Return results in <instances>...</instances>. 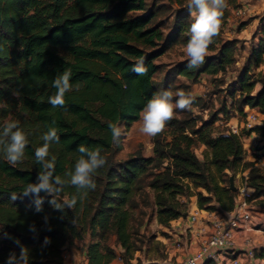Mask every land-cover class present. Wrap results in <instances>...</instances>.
I'll return each instance as SVG.
<instances>
[{
	"label": "trees",
	"instance_id": "1",
	"mask_svg": "<svg viewBox=\"0 0 264 264\" xmlns=\"http://www.w3.org/2000/svg\"><path fill=\"white\" fill-rule=\"evenodd\" d=\"M146 1L0 0V134L7 122L18 120L29 140L25 159L16 166L0 150V264H6L10 253L19 256L21 246L28 250L29 264H63L64 247L86 238L87 264H111L117 258L132 264L141 251L138 231L132 227L138 207L135 197L146 188L153 193L161 227L184 217L191 197H196L200 211L229 215L236 205L229 179L238 173H246L252 199L264 207V168L246 160L239 135L226 130L214 134L217 115L228 119L224 105L207 120L182 111L166 125L168 141L154 138L149 157L137 151L124 160L113 159L117 141L109 123L130 126L139 120L148 100L158 94L153 82L155 61L169 46L186 45L191 35L194 18L189 14L194 8L185 6L187 14L177 11L166 37L158 20L161 6L148 7ZM154 1L183 7L186 0ZM236 2L227 0L220 34L209 48L211 55L198 68H188V59L175 65L174 76L195 83L203 75H223L235 64L239 40H225L222 33ZM141 59L148 69L143 76L132 70ZM263 64L264 37L251 45L235 79L233 94L239 97L232 107L263 116L261 124L245 135L253 133L264 140V72L252 73ZM65 69L72 72L73 87L65 95V107L53 108L48 103L56 93L52 81ZM199 107H204L202 99L194 97L191 108ZM53 121L60 136L49 150V159L56 157L54 175L70 179L65 173L74 170L80 145L99 146L107 163L93 177L95 190H89L82 202L74 186H65L58 199L76 195L74 208L54 209L49 203L52 197L41 192L38 212L36 197L20 192L28 183L38 182L41 169L34 153ZM197 146L205 147L202 160L194 153ZM12 193L17 199H11ZM32 225L35 231L30 230ZM255 257L264 258V251Z\"/></svg>",
	"mask_w": 264,
	"mask_h": 264
},
{
	"label": "rangeland",
	"instance_id": "2",
	"mask_svg": "<svg viewBox=\"0 0 264 264\" xmlns=\"http://www.w3.org/2000/svg\"><path fill=\"white\" fill-rule=\"evenodd\" d=\"M245 1H247L248 4H255L257 0ZM146 2L148 7L153 6V3L155 7L161 6L162 10L159 11L158 20L161 21V28L166 37L169 36L173 30V18L177 11H181V14H187L188 12L187 7L185 6L188 5L189 0L184 2L183 7L177 6L176 4L169 5L165 1L153 2V0H147ZM238 9H243L242 0H237L236 7L231 11L222 33V37L225 40L226 38L238 39V46L241 47L236 54L235 64L225 74L216 77L203 75L195 83H190L182 77L174 76L171 72L172 68L188 59L185 51L186 45L181 43L169 46L167 51L155 61L158 70L153 77V82L158 89V93L163 92L164 89L171 91L173 93V99L175 100L177 98L175 94L182 90L187 95L202 99L204 107L188 109L193 117L207 120L210 114L217 112L222 105L225 106L228 111V119L224 120L222 115H217V121L214 124V134L223 132V130L230 131V126L235 125L238 126L239 130L241 129L240 126L244 120V114L238 110L237 105L232 107L234 100H237L239 97V93L236 92L233 94V90L236 88L235 79L240 70L246 64V58L251 45H257L259 40L264 37V13L254 11L250 16L246 14L245 16L238 18L233 15V12ZM192 13L189 15L191 18H194ZM254 24L256 26L255 29H253ZM251 33L253 39L249 36ZM243 37L246 38L243 39ZM209 55H211V53H209ZM259 71L264 72V64L252 73L257 74ZM259 87L260 85L256 84L255 90H258ZM175 111V117H179L181 112L185 110L176 109ZM141 124V115L139 120L130 126H126L124 123L117 124L124 129V135L120 137L112 148L111 155L115 161L124 160L137 151L140 152L143 157H149L152 155L153 140L155 137H148L140 133L139 128L141 127ZM241 132L244 134L246 133L245 131ZM158 138L168 141L167 129L159 134ZM262 144H264V142ZM243 145L245 147L247 146V143L244 142ZM263 149L264 148L261 147L257 151ZM204 150V146H197L194 148V153L200 160L203 159L202 153ZM245 150H249L250 155L252 156L251 147L247 146L245 147ZM247 154L248 153L246 152V156ZM245 176L246 173L236 174L233 178L234 186L239 187L244 184ZM135 198L138 207L133 211L132 227L134 230L138 231L139 240L141 241V251L136 252L134 260H132L131 263L177 264L173 257L169 263L167 262L168 253L166 249L167 247L168 249L171 248V243L173 242L170 241L168 242V246H165L161 243L160 237L171 239L172 235L162 231L160 225L156 221L152 191L146 188ZM248 203L250 211L255 210L259 213H264V207L259 205L258 201L251 199ZM220 214L222 213L220 212ZM110 245L115 249H118L117 246L114 245L113 240L110 241ZM189 245L190 244H187L186 248H189ZM121 264H123L122 261Z\"/></svg>",
	"mask_w": 264,
	"mask_h": 264
},
{
	"label": "clouds",
	"instance_id": "3",
	"mask_svg": "<svg viewBox=\"0 0 264 264\" xmlns=\"http://www.w3.org/2000/svg\"><path fill=\"white\" fill-rule=\"evenodd\" d=\"M189 9H195L192 13L194 20L190 25V39L188 40L185 51L188 57V68H198L205 62V58L209 55V48L214 43V38L220 34L224 10L228 7L227 0H189ZM138 75L147 74V67L143 63V59L139 60L132 69ZM72 72L65 69L58 74L52 81V87L56 89V93L48 98V103L53 107H65L66 93L72 90L70 83ZM176 99H173V93L165 90L149 99L141 112L142 124L139 132L148 136L156 137L163 133L168 122L173 120L176 115V109H191L194 97L187 95L184 91H178ZM49 126L48 131L42 135L43 145L35 150V162L40 166L37 176V183H28L20 192L21 196H35V209L41 211L43 199L40 193L44 192L51 196L49 201L54 209L63 211L65 208L72 209L76 206L78 198L73 195L71 198L63 200L58 199L63 193L65 186H74L81 193L79 199L82 202L87 196L89 190H95L96 183L93 177L97 171L105 166L107 159L101 155V148H88L84 145L78 146L81 154L76 160L74 170L65 173L70 177L69 180L62 179L59 175H54L56 157L50 156V146L53 143H59L60 136L57 127ZM112 138L118 141L124 135V129L114 123L108 125ZM29 140L27 134L21 129L18 120L9 121L3 127L0 134V150L5 154L7 162L16 166L25 159V151ZM11 199H17V193L11 194ZM47 220V217H45ZM31 231H35V226H30ZM47 242V238H45ZM16 243H19L17 240ZM6 264H29V253L26 248L21 246L19 256L10 253L7 257Z\"/></svg>",
	"mask_w": 264,
	"mask_h": 264
},
{
	"label": "crops",
	"instance_id": "4",
	"mask_svg": "<svg viewBox=\"0 0 264 264\" xmlns=\"http://www.w3.org/2000/svg\"><path fill=\"white\" fill-rule=\"evenodd\" d=\"M252 1V0H249ZM242 5L244 10L247 12L248 16L253 14L254 11L264 13V0H257L255 4H248L247 1L242 0ZM255 24L253 25V29H255ZM230 29V27H229ZM228 31V30H227ZM252 36V33L249 34ZM248 37V36H247ZM246 37H243L245 39ZM252 38V37H251ZM253 39V38H252ZM226 40H230V38H226ZM259 89V88H258ZM263 118V116L261 117ZM254 135L251 134L248 138L244 141L247 143V146H251L250 143L254 139ZM243 142V143H244ZM245 146V147H247ZM244 147V145H243ZM244 147V148H245ZM246 160L252 162V156L250 155V151L247 150ZM253 153V150H251ZM264 153V149L259 152ZM264 159V156H262ZM236 187V186H235ZM237 188V187H236ZM238 208L237 203L235 205L234 210L230 213V215L236 211ZM197 213V217L195 220H192V214ZM217 211L214 212H206L200 211L197 208V201L196 197H191L188 202V209L187 214L174 220L170 223L169 227H161L162 231H165L172 235L171 239H166L164 237H160V241L163 245L168 246V242L172 241L171 248L166 249L168 253L167 262L169 263L170 260L175 258V262L177 264H181L185 261L187 257H189L192 252L197 248L198 244L203 239V236L208 231L207 222L210 220ZM251 219L248 222V228L240 226L234 232V243L235 249L237 252L238 264H246L245 259L243 258V252L248 249H255L256 253H259L260 250L264 251V213H259L255 210L251 211ZM156 218V217H155ZM189 234V240H191L189 248H186V244L183 245L181 248H177L175 245L176 241H183L185 234ZM88 242V239L84 240H74L71 244H67L63 250V264H87L86 259L84 257L83 245ZM195 244V245H193ZM119 251V250H118ZM182 252V253H181ZM178 255V256H177ZM260 262L264 261V258H257ZM111 264H121V260L119 258L115 259ZM228 264V261L227 263Z\"/></svg>",
	"mask_w": 264,
	"mask_h": 264
},
{
	"label": "built area",
	"instance_id": "5",
	"mask_svg": "<svg viewBox=\"0 0 264 264\" xmlns=\"http://www.w3.org/2000/svg\"><path fill=\"white\" fill-rule=\"evenodd\" d=\"M247 12L243 9H238L233 12V15L241 18L245 16ZM244 120L241 123V129L238 126H230V132L237 134L241 137L242 143L248 138L241 131H249L252 128L261 124V116L256 111L245 108ZM253 134V133H251ZM250 134V135H251ZM254 135V134H253ZM255 136V135H254ZM263 139L254 137L250 143V147L253 150L252 162L257 167L264 168V153H259V148H264ZM245 153L247 150L243 147ZM244 184L236 188V203L237 210L231 215H223L218 212L207 222L208 231L203 236V239L198 244L196 250L185 259L181 264H238L237 252L234 243V232L240 226L248 228V222L251 219V211L248 201L252 199L253 190L246 186V178H244ZM192 220H195L197 213L190 215ZM190 234V233H189ZM189 234H185L183 241H176L177 248L183 247L184 244H190ZM255 249H248L243 252V258L246 264H264V261L260 262L255 257Z\"/></svg>",
	"mask_w": 264,
	"mask_h": 264
},
{
	"label": "water",
	"instance_id": "6",
	"mask_svg": "<svg viewBox=\"0 0 264 264\" xmlns=\"http://www.w3.org/2000/svg\"><path fill=\"white\" fill-rule=\"evenodd\" d=\"M229 190L232 192H236V187L234 186L233 178L229 179Z\"/></svg>",
	"mask_w": 264,
	"mask_h": 264
}]
</instances>
